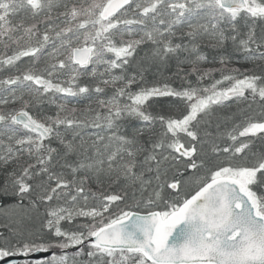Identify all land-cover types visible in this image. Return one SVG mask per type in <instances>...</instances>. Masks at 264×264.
<instances>
[{
    "label": "snow or ice",
    "instance_id": "6c2138e0",
    "mask_svg": "<svg viewBox=\"0 0 264 264\" xmlns=\"http://www.w3.org/2000/svg\"><path fill=\"white\" fill-rule=\"evenodd\" d=\"M0 46V262L264 264V0H0Z\"/></svg>",
    "mask_w": 264,
    "mask_h": 264
},
{
    "label": "trees",
    "instance_id": "16d2710c",
    "mask_svg": "<svg viewBox=\"0 0 264 264\" xmlns=\"http://www.w3.org/2000/svg\"><path fill=\"white\" fill-rule=\"evenodd\" d=\"M4 54V49L2 48V46H0V55H3ZM8 54H11V50L9 49L8 50ZM25 59H27V58H25ZM6 73H4V72H0V77H2L3 75H5ZM70 106H75V107H77V108H79V109H84V108H87L88 107V102L87 101H84V102H77V101H75V100H73L72 102H71V104H70ZM93 108H95L96 107V105L93 103L92 105H91ZM86 133H92V132H94V131H97V130H95V129H92V128H88V129H85L84 130ZM23 264V263H22Z\"/></svg>",
    "mask_w": 264,
    "mask_h": 264
},
{
    "label": "water",
    "instance_id": "95a60500",
    "mask_svg": "<svg viewBox=\"0 0 264 264\" xmlns=\"http://www.w3.org/2000/svg\"><path fill=\"white\" fill-rule=\"evenodd\" d=\"M44 258H46V254H42V253L34 254L33 257H32L33 260H36V259H44ZM18 259L22 263L25 258L20 257ZM0 264H3V262H0Z\"/></svg>",
    "mask_w": 264,
    "mask_h": 264
}]
</instances>
